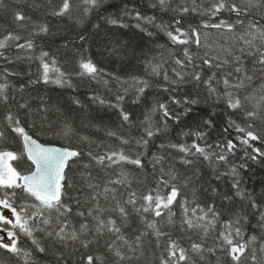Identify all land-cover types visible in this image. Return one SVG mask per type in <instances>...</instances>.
I'll list each match as a JSON object with an SVG mask.
<instances>
[{"label":"trees","instance_id":"obj_1","mask_svg":"<svg viewBox=\"0 0 264 264\" xmlns=\"http://www.w3.org/2000/svg\"><path fill=\"white\" fill-rule=\"evenodd\" d=\"M60 3L61 0H4L0 5V37L14 31L22 37L19 43H25L28 39L34 42V48L30 51H18L15 47H8L4 50L5 56L0 57V83L7 82L10 85L6 93L8 99L0 100V130L5 132V138L0 140V150L23 152L21 138L11 130L4 119L11 112L21 120V125L29 135L40 144L76 149L83 153L82 156L74 158L70 167L66 169L70 186L66 187L67 195L64 200L72 208L69 219L77 229L82 222L95 224L92 217L89 216L85 220L78 215L79 212L88 213L97 207V201L92 199L94 189L89 187L90 183L98 185V190L103 191L107 181L116 178L123 167L128 173L130 187L108 185L117 189V197L123 201L133 190L142 194L154 189L162 174L161 168L167 172L174 171L181 195L178 197V204L173 205L176 213L172 217L173 222L169 223L167 217L151 218L158 219L161 230L170 234L171 238L178 241L186 250H190L193 242L201 241L206 249L215 250V254L206 251L203 260L189 251L196 264L235 262L226 250L217 247L216 231L210 232L205 238L201 231L188 230L182 225L181 205L185 203L189 207L195 205L205 209L214 207L220 213L221 221L240 218L244 240L256 236L257 240L252 247L257 249L258 256H264V253L258 251L264 244V227H261V213H264V157L258 158L257 161L246 157L245 152L254 154L253 150L240 143L244 133L238 132L232 125L234 121L236 125L247 129L251 122L254 131L262 132L264 119L258 116L255 120L249 121L243 108L236 111L229 109L224 100L210 96L204 85L194 81L191 75L186 76L184 82L178 84H171L164 79L165 72L171 79H178L173 71L177 69L190 74L200 72L205 80L216 73V79L222 81L226 73H234L235 65L229 63L222 68H209L203 64L205 52L210 56L232 61L234 56L242 55L239 49L244 45L229 39V36L234 34L221 33L214 28H203L202 22L208 20V16L198 13L181 15L175 11L183 6L191 7V0H171L168 9H162L157 0H104L99 7L89 12L84 11L86 5L82 0H74L70 14L54 15ZM201 7H208V3H203ZM17 12L29 18L24 22L25 27H18L15 20ZM137 13L143 17L154 18V23L137 21ZM252 13L242 19L246 22L259 21V24L264 26V10L254 9ZM221 17L229 21L236 19L234 14L228 12L221 13ZM112 19L120 23L113 25L109 22ZM176 19L181 20L180 26L185 29L200 27L201 40L205 47H197L194 43L173 45L166 33L157 25L172 26ZM210 22L215 23L216 20ZM137 23L141 24L140 28L136 27ZM121 24L127 26L122 27ZM40 25H46L48 32H39ZM184 48H189L194 59L192 64L186 62L187 66L180 68L175 59H184ZM42 52H48L49 56L45 60L49 63L55 60L56 67L66 74L65 79L69 84L60 86L43 81V68L38 58ZM82 60H91L101 70L97 79L78 74L81 71ZM243 60L248 74L253 75L255 72V75L253 81L246 84L238 94L242 96L245 92H250L256 96V100L245 105L248 110H252L253 104L259 101L261 94H264L262 91L264 78L255 71L260 66L254 67L253 56H243ZM154 66H160V75L151 71ZM51 75L55 77L57 74ZM133 78L148 82L143 94L137 91L140 85H135ZM229 78L235 82V73ZM217 89L223 93L222 82ZM119 96H122L123 100H118ZM174 98L181 103H175ZM186 98L196 100L197 103L184 104ZM99 100H104L105 103L101 104ZM117 104L119 107H113ZM160 104L167 105L171 112L179 114V120L165 121L162 111L159 110ZM186 108H191V111L185 115ZM122 111L129 114V122L123 120ZM206 120H211L212 124H205ZM149 124L154 128H160L161 131L149 140L147 146H141L136 142L145 137V129ZM66 126L72 129L68 136L63 134ZM112 132L116 133V136H110L109 133ZM196 132L206 135L198 140L194 135ZM84 137L87 139H83ZM121 138L128 140L129 143L123 144ZM229 140H232L237 148L234 153L228 154L227 162H217L215 156L205 160L197 155L187 157L193 163L185 165L180 159L183 153L170 147L172 144L191 145L196 141L202 146L212 145L213 148L209 151L219 152L215 146L226 145ZM250 143L264 151V142ZM111 150H125L132 156L142 153L144 167L141 169L135 165L125 164L105 169L89 155V153L93 156L102 155ZM154 157L163 159L159 164H154ZM245 163L246 168L239 167ZM13 166L20 171L32 169L26 156L13 161ZM231 166L237 167L239 172L237 179L240 180V188L246 194V198L236 195L233 177L230 174L226 175L230 172ZM189 178H191L189 182L185 183L184 181ZM98 202L107 209L102 213L105 220L116 219L118 224L124 225L122 232L129 243H134L141 233H148L141 236V247L135 254L130 252L122 241L115 240L111 233L96 236L89 232L82 236V240L93 241L85 249L78 241H68L65 245L55 242L44 233L37 232L36 236L47 249L44 253L37 251L32 240L21 234L19 246L33 254L32 264H84L83 258L87 255L99 257L96 264H161V258L167 255L164 250L167 236L158 247L157 238L145 227L140 215L135 211L130 209L131 215L125 224L119 213L111 210L114 201L110 204L101 196ZM253 202L257 207H253ZM5 226L10 228L8 225ZM217 229L222 230L219 224ZM113 240L115 246H119L121 252L130 259L120 261L109 252V244ZM0 264L25 262L23 258H17L5 249H0ZM187 264L192 262L188 261ZM241 264L253 262L250 258L242 257Z\"/></svg>","mask_w":264,"mask_h":264},{"label":"snow or ice","instance_id":"obj_2","mask_svg":"<svg viewBox=\"0 0 264 264\" xmlns=\"http://www.w3.org/2000/svg\"><path fill=\"white\" fill-rule=\"evenodd\" d=\"M104 0H82V3L86 5L85 12H89L94 8L99 7ZM4 3V0H0V5ZM74 0H61L59 8L53 13L57 16H64L71 13ZM157 3L162 9H168L171 0H157ZM203 3H208V7L202 8ZM191 7L183 6L175 11H178L181 15L187 13H198L202 16H208L209 19L202 22V27L214 28L221 33L234 34L229 36V39H234L237 42H241L244 47L239 51L241 56H234L232 61L222 60L220 57L210 56L208 52H205V58L203 64L209 68H222L225 64L233 63L235 65V82L229 77L234 75L233 72H228L221 80L216 79V73L208 77L206 80L202 78L200 72L187 73L177 69H173L178 79H171L167 73H164V79L171 84H178L184 82V78L191 75L194 81L203 84L207 89L210 96H215L217 100H224L228 108L236 111L244 109V114L248 117L249 121L255 120L258 116L264 119V94H261L259 101L253 104L252 110H248L245 105L253 100H256V96L250 92H245L242 96L238 93L246 87V84L251 83L254 79V75H249L248 70L244 67L243 56L254 57V67L259 65L255 71L260 73V76L264 78V26L259 24V21H245L242 17L252 15V10H264V0H191ZM155 6V5H154ZM228 12L235 15L234 21H229L221 17V13ZM29 18L24 14L17 12L15 20L18 22V27H25V21ZM137 21H144L147 23H154V18L143 17L139 13L136 14ZM216 20L215 23L210 21ZM111 24H119L120 21L112 19L109 21ZM181 25V20L176 19L174 25H157L162 31L166 33L173 45H188L194 43L197 47H205L201 40L200 27L185 29ZM120 26L126 27L127 25L121 24ZM136 27L140 28L141 24L137 23ZM243 28V31L240 29ZM39 32L47 33L48 28L46 25H40ZM151 35V33H149ZM22 37L14 32L9 31L3 37H0V57L5 56V49L8 47H15L19 50L30 51L34 48V42L31 39L25 41V43H19ZM83 39V37H81ZM11 42V43H10ZM258 42V43H257ZM228 51V50H226ZM184 59H175V63L180 68H185L187 64L193 63V55L189 48H184ZM48 52H42L38 57L42 68V79L45 83H54L60 86L69 84V81L65 79V73L61 72L56 67V62L53 59L51 63L45 60L48 57ZM11 62V61H9ZM187 62V64H186ZM160 66H154L151 71L160 75ZM79 75H86L92 79H97L101 73V70L91 60H82L80 62ZM51 73H56L55 77ZM11 75V73H9ZM135 85H140L137 91L143 94L144 90L148 87V82L141 80L140 78H133ZM222 82L224 86L223 93H220L217 86ZM107 83V81H105ZM134 85V86H135ZM10 85L0 83V100L6 101L8 99L6 93L9 90ZM127 91V89H125ZM264 91V90H262ZM139 97H137L138 99ZM99 99V98H96ZM123 100L122 96L117 98ZM101 104L105 103L104 100H99ZM174 102L180 104L181 101L175 100ZM79 103V101H77ZM184 104L195 105L196 100L185 99ZM23 107V105H22ZM113 107H119V104L113 105ZM159 110L163 113V118L167 120H179V114L171 112L167 105L160 104ZM156 111V109H153ZM191 111V108H186L184 114L186 115ZM123 120L129 122V114L122 111ZM8 122V126L11 130L21 138L23 144V152H13L9 150H0V233L6 232V237L0 235V249H5L17 258H23L25 264H32L33 254L24 248L19 246L20 235L26 236L32 240L33 245L40 253H44L47 249L42 246L40 239L36 236L37 232L46 234L47 237L52 238L55 242H60L66 245V242H80L83 248H88L89 244L93 241L82 240L81 237L87 235L89 232H93L96 236H103L106 233H111L115 240L122 241L127 245L128 250L135 254L136 250L141 247V236L148 235L147 232L141 233L136 237L134 243H129L128 238L122 232L124 225L118 224L116 219L105 220L102 216L104 209L99 205V197L103 196L105 200H108L111 204L115 202L112 207V211L118 212L121 219L126 224L128 217L131 215V211H135L140 215L142 222L147 229H150L157 238V246H161V242L165 236L168 237L164 250L167 255L161 258V264H187L191 261L192 264H196L192 256L189 255V251L198 255L201 260L204 259V253L206 251L213 252L214 249H206L203 241L200 243L193 242L190 250H186L181 247L178 241L171 238L170 234L161 230L160 221L155 218L167 217L168 222L172 223V217L176 215L173 205L178 204V197L181 195V189L175 172H167L161 168V176L154 189L145 193H138L133 190L127 198L121 201L117 197V189L111 188L108 185H120L123 187H130V180L128 173L123 167L120 168L118 176L116 178L107 181L103 191H99L98 185L89 184L90 188L94 189L92 199L97 201V207L90 210L88 213L79 212L78 215L84 217H92L95 221L94 225H90L87 222H82L79 228L73 227L69 219V214L72 213V208L65 202L64 197L67 195L66 187L70 186L68 183V177L66 169L70 167L69 162L74 158L80 157L83 153L80 150L71 148H58V147H46L41 145L34 139L25 128L21 125V120L12 114L11 112L4 118ZM151 117H149L150 121ZM205 124L211 125V120H206ZM232 125L236 127L238 132L244 133L240 138V143L251 147L254 154L245 152V156L252 161H257L258 158L264 157V151L260 148L253 147L250 141L264 142V131L256 132L253 130V125L250 122L247 129L241 128L232 122ZM160 128H154L149 124L145 129V137L138 140L136 143L141 146H147L149 140L156 135ZM227 131V129H225ZM72 132V129L68 126L65 127L63 134L68 136ZM189 133H184L188 135ZM110 136H116V133H109ZM198 140L203 139L205 133L196 132L194 134ZM5 138V132L0 130V140ZM83 139H87L84 137ZM123 144H128V140L121 138ZM170 147L177 149L183 153L180 158L185 165L193 163L188 159L189 156H202L205 160H210L212 156H215L216 161H228V154L234 153L237 145L229 140L226 145L217 144L215 148L219 149V152L209 151L212 149V145H204L193 141L191 145L188 144H172ZM26 155L27 160L34 166L29 171H20L16 166H13L12 161L22 159ZM93 160L103 168L109 167L115 168L117 165L131 164L137 168H143L142 153L135 156L130 155L125 150H111L106 151L102 155L93 156L89 153ZM163 157H154V164H159ZM239 167L246 168L247 164H241ZM230 174L233 177V188L236 189V195L241 198H246V194L240 188V180L237 179L239 172L236 166L230 167ZM167 177V178H166ZM185 180L188 183L189 180ZM20 190V191H17ZM167 190V191H165ZM228 197H225L227 199ZM79 203V202H78ZM183 207L182 225L186 226L188 230H199L206 238L210 232H217V247L226 250L235 264H241V258H250L253 264H261L264 262V256L257 255V249L252 245L257 240L256 236H251L247 241L244 240L243 227L241 219L221 221L220 213H218L214 207L207 209L202 208L200 205L189 207L187 203L181 205ZM253 207H257L253 202ZM7 209L11 213L9 218L4 214V210ZM131 209V211H130ZM150 214V215H149ZM261 227H264V213H261ZM220 225L222 230L217 229V225ZM3 225H10V228H4ZM18 229V231H17ZM115 240L109 244V252H112L120 261L130 259L125 253L121 252L119 246H115ZM258 251L264 253V244H262ZM247 253V255H246ZM84 259V264H96L99 257L93 255H87Z\"/></svg>","mask_w":264,"mask_h":264},{"label":"rangeland","instance_id":"obj_3","mask_svg":"<svg viewBox=\"0 0 264 264\" xmlns=\"http://www.w3.org/2000/svg\"><path fill=\"white\" fill-rule=\"evenodd\" d=\"M4 214H5L6 216H8L9 218L14 219L13 217H11V213H10L9 210L5 209V210H4ZM0 235H4V236L6 237V232H5V233H0Z\"/></svg>","mask_w":264,"mask_h":264},{"label":"water","instance_id":"obj_4","mask_svg":"<svg viewBox=\"0 0 264 264\" xmlns=\"http://www.w3.org/2000/svg\"><path fill=\"white\" fill-rule=\"evenodd\" d=\"M46 147H55V146H46ZM70 162H71V161H70ZM70 162H69V163H70ZM65 171H66V170H65Z\"/></svg>","mask_w":264,"mask_h":264},{"label":"bare ground","instance_id":"obj_5","mask_svg":"<svg viewBox=\"0 0 264 264\" xmlns=\"http://www.w3.org/2000/svg\"><path fill=\"white\" fill-rule=\"evenodd\" d=\"M59 148V147H58Z\"/></svg>","mask_w":264,"mask_h":264}]
</instances>
